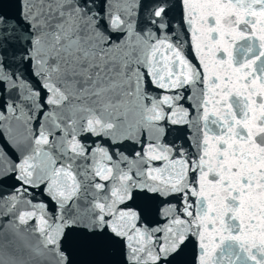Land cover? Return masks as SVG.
<instances>
[{
  "label": "water",
  "instance_id": "obj_1",
  "mask_svg": "<svg viewBox=\"0 0 264 264\" xmlns=\"http://www.w3.org/2000/svg\"><path fill=\"white\" fill-rule=\"evenodd\" d=\"M17 3L37 27L0 29V178L22 184L0 264H69L70 228L73 264H118L75 244L105 227L140 264H264V0H51L47 26Z\"/></svg>",
  "mask_w": 264,
  "mask_h": 264
},
{
  "label": "snow or ice",
  "instance_id": "obj_2",
  "mask_svg": "<svg viewBox=\"0 0 264 264\" xmlns=\"http://www.w3.org/2000/svg\"><path fill=\"white\" fill-rule=\"evenodd\" d=\"M15 7L17 9V12L14 16L9 17L5 14H0V29L4 30L3 35L5 36H12L13 29L20 24H23L24 30L26 32H31L37 27L36 24L29 23L28 20L20 16V3H17ZM23 11L26 15L31 16L34 21L39 20L40 24L45 26H47V24L50 23L52 20L56 19L52 9L51 0H23ZM0 87H2V85H0ZM0 139L3 138L0 137ZM82 139L92 140V137L89 134L85 133ZM96 139L99 140L100 138L96 137ZM101 143L110 147L117 146L110 145L107 139H103ZM3 147L7 149L8 155L11 156L12 159L15 160L17 158L14 150L10 147L6 139H4ZM0 184L4 185V191L3 193H0V201L3 200L5 195L9 194L11 189L22 187V184L17 181L12 174H9L5 178H0ZM29 190L31 189L29 188ZM42 193L43 187L37 185L36 194ZM41 199L45 205V208L49 210L53 215H55V211L57 208L56 204L46 195H42ZM2 207L3 205L0 204V208ZM123 207L127 208L130 207V205L125 204L123 205ZM9 215L10 214L0 213V229H3L4 224L7 222ZM72 231L73 229H68V232L65 234L61 242L63 244V250L69 255V264H73V261L71 259L72 251L70 250L67 241L68 233ZM76 231H78L83 238L75 241V244L85 254L106 257L118 251V264H140V261L136 255L135 245L126 244L124 237H115L111 235L108 232L107 227H105L99 232H89L85 231L84 229H77ZM116 246H118V249Z\"/></svg>",
  "mask_w": 264,
  "mask_h": 264
}]
</instances>
